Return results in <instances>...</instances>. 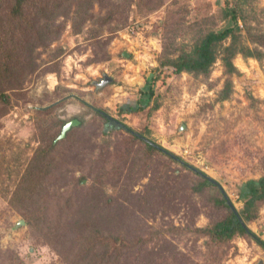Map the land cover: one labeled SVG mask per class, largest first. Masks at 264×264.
<instances>
[{
  "label": "rangeland",
  "instance_id": "1",
  "mask_svg": "<svg viewBox=\"0 0 264 264\" xmlns=\"http://www.w3.org/2000/svg\"><path fill=\"white\" fill-rule=\"evenodd\" d=\"M108 1L71 0L66 14L60 10L53 21L60 34L36 49L35 71L22 75L24 81L18 78L19 89L4 92L8 103L0 93V264H71L70 243L64 240L82 245L74 230L78 224L89 232L92 224L101 225L103 235L123 240L129 248L121 264H264V246L256 239L264 242V202L246 221L251 233L214 243L205 228L229 210L215 204L223 196L217 186L194 191L202 177L192 169L218 182L235 209L242 210L240 185L264 175V55L237 54L230 96L218 100L228 79L220 57L209 75L195 76L175 73L160 64V55L167 42L189 49L201 35L233 26L221 15L225 0H115L119 7L107 10ZM241 4L247 25L255 30L246 33L244 19L236 30L246 45L264 52V0ZM81 16H86L82 24ZM252 35L259 41L253 42ZM107 75L112 82L98 85ZM148 85L154 92L149 106L118 115V106L135 104ZM45 107L51 111L43 118L46 126L79 121L69 139L71 128L60 139L57 128L46 135L67 141L54 153L50 174L38 183L51 206L48 216L54 223L48 232L55 240L42 235L41 225L25 223L22 212L35 204L14 202L18 180L40 142L35 124ZM94 108L151 137L179 160L143 146L144 157L134 149V155L119 158L128 134L111 133ZM120 162H125L122 177L111 185L108 172ZM79 179H84L81 184ZM95 195L101 202L91 210L87 204Z\"/></svg>",
  "mask_w": 264,
  "mask_h": 264
},
{
  "label": "trees",
  "instance_id": "2",
  "mask_svg": "<svg viewBox=\"0 0 264 264\" xmlns=\"http://www.w3.org/2000/svg\"><path fill=\"white\" fill-rule=\"evenodd\" d=\"M70 1L71 0H0V26L2 27L0 32V93L4 103H8V96L4 94V92L12 89H19V87L23 85L22 81H24L22 75L35 71L36 49L41 46L46 47V45L60 34L62 30L60 29L61 27L57 25L54 27L53 23L55 22V18L60 14V10L63 12L65 11L64 14H66V11L69 9L68 3ZM114 1L115 0H109L108 2H110V4L106 3L107 10H111L113 7L115 9L119 7V2ZM241 3H243V0L242 2L241 0H225V7L221 11L222 18L230 19L233 22V26L225 28L220 32L212 30L201 35V37L197 38L193 44L190 45L189 49L174 47V42L173 44L171 42V45L170 42L165 43L163 45L162 54L160 55L162 57L160 59V64L172 66L174 72L178 74L185 72L195 76H206L209 75L214 62L220 57L224 73L228 76V79L219 93L218 100L228 99L232 85L230 77L238 72L233 63L234 57L237 54H242L244 57L261 59L264 55V52L259 48H252L246 45L242 40L243 37L236 30L239 20L244 19ZM80 19L82 24L86 16H81ZM111 19L112 16H109V18H106V21H110ZM176 22L178 23V20ZM244 22L246 24V28L244 27L246 33L249 34L252 30H255L247 25L245 19ZM227 40H229V43L225 45ZM252 41H259L258 37L252 35ZM260 41H262V39H260ZM3 49L5 50L3 51ZM61 50L62 48L59 49V54ZM177 51H179L177 54L171 56V54ZM19 77H22L23 80L21 78L19 80ZM139 93V98L134 100L135 104L129 102L128 104L118 106V115L124 117V115L136 114L149 106L150 99L154 95L152 86L148 85L146 88H141ZM4 107L5 106H3V108ZM47 108L49 107L40 108L39 110L40 113L36 119L35 132H40L41 137L38 136L40 137V142L30 162L27 164L23 174L18 180L14 190V202L18 203V205L27 203L28 206L29 202H32V205L35 204V207L32 206L30 209L22 212L25 223L29 226L41 225L39 229L42 235L47 239L53 240L54 238H51L48 232V229H52L54 223L49 220L48 216L51 206L48 205L47 196L43 194V190L38 183L43 184L42 180L44 181V177L50 174L54 166L53 161H55L54 153H56L58 149L63 150L65 144H67L65 139L56 141V135L60 134L63 126L68 121L57 120L53 125L46 126V121L43 118L46 114L51 112L47 110ZM53 109L54 106L52 110ZM94 111L106 122L107 129L110 130L111 133L124 130L128 134L125 142H119V147L123 149L119 154V158L125 154H131L134 152V149L138 150L141 156L144 157V151L140 148L143 146L146 147L145 150L148 152H163L170 158L179 160L178 156L166 150L161 145L156 144L151 137L144 135L142 132L133 130L126 124H124L123 128L115 125H108L106 116L108 113L103 110V108H94ZM81 124H83V120L80 121V126L78 127H81ZM54 128H57V134L55 137L53 136V138H48L46 135L54 131ZM76 129L77 127H71L70 131L66 134V139L74 135L73 132ZM108 156H110V154H108ZM124 163L125 162H120L118 167L117 164L114 163L111 171L108 172L110 173V177H108L112 182L111 185H114V181L121 179L122 169L125 167ZM183 163L185 164V162ZM42 164L44 166L40 168ZM44 167H46V171ZM192 169L196 170V173L202 177L199 186L193 187L194 191L199 192L204 187L217 186L223 196L220 199H216L215 204L224 206L229 210V213H227L222 220L216 222L212 227L205 228L212 242L215 243L217 239L228 241L237 234L245 235L251 233L246 221L254 218V208L257 204L264 202V175L259 178L249 179L240 185L239 198L244 202V207L242 210H237L228 196H226L224 191L219 187L218 182H215L214 179L201 171L194 168ZM132 171L133 168H130V171L127 173L129 185L132 183ZM84 179H79L77 184H81V181ZM128 184H126L127 189L129 188ZM100 202L98 195H95L92 196L89 203L87 202V205L92 210L95 209ZM90 209L88 211H90ZM117 213H119V211H117ZM86 216L88 217V215ZM59 218H61L60 215H58L57 219ZM89 218L90 217H88V220L90 221ZM110 220H112V218H110ZM55 223L57 224V230L59 232L63 230L61 224ZM82 225L83 224L79 226L78 224V227H74L77 235L79 234L78 239L82 241V245L76 248L78 244L77 239H75L74 242H72V238L64 240L70 243L68 252L71 253L69 256L71 264H121V255L124 249L129 248V246H124L123 240L114 238L110 234L103 235L102 233L104 232L100 228L101 225L99 223L98 225H100V227H96V224H92L93 226H90V232L87 230L85 231ZM102 227L105 228V226ZM196 229L199 231L204 230ZM115 239L116 242L113 241ZM256 239L264 246L262 240L259 238ZM111 241L114 242V245H111Z\"/></svg>",
  "mask_w": 264,
  "mask_h": 264
},
{
  "label": "water",
  "instance_id": "3",
  "mask_svg": "<svg viewBox=\"0 0 264 264\" xmlns=\"http://www.w3.org/2000/svg\"><path fill=\"white\" fill-rule=\"evenodd\" d=\"M112 81V77L110 76H106L104 77L99 83L98 85L102 86L103 84L105 85L106 83L108 82H111ZM107 119H108V123L109 124H115L116 126H122L124 127V125L122 123H120L118 120H116L115 118H113L112 116H107ZM79 124V121L77 119H72L70 121H68L62 128L61 130V133L59 135V139L60 138H63L66 134V132L73 126H76Z\"/></svg>",
  "mask_w": 264,
  "mask_h": 264
},
{
  "label": "clouds",
  "instance_id": "4",
  "mask_svg": "<svg viewBox=\"0 0 264 264\" xmlns=\"http://www.w3.org/2000/svg\"><path fill=\"white\" fill-rule=\"evenodd\" d=\"M108 76V75H107ZM106 77V76H105ZM104 78V77H103ZM102 79V78H101ZM106 116H112V115H110V114H107ZM113 117V116H112ZM113 118H115V117H113ZM116 119V118H115ZM116 120H118V119H116ZM119 121V120H118ZM120 122V121H119ZM120 123H122V122H120ZM114 124V123H113ZM123 125H124V123H122ZM116 126V125H115ZM117 127H122V126H117ZM123 128V127H122Z\"/></svg>",
  "mask_w": 264,
  "mask_h": 264
},
{
  "label": "crops",
  "instance_id": "5",
  "mask_svg": "<svg viewBox=\"0 0 264 264\" xmlns=\"http://www.w3.org/2000/svg\"><path fill=\"white\" fill-rule=\"evenodd\" d=\"M109 76V75H108ZM111 77V76H110ZM112 80H113V78H112ZM112 82V81H111Z\"/></svg>",
  "mask_w": 264,
  "mask_h": 264
},
{
  "label": "flooded vegetation",
  "instance_id": "6",
  "mask_svg": "<svg viewBox=\"0 0 264 264\" xmlns=\"http://www.w3.org/2000/svg\"><path fill=\"white\" fill-rule=\"evenodd\" d=\"M102 79H103V78H102ZM102 79H101V80H102Z\"/></svg>",
  "mask_w": 264,
  "mask_h": 264
}]
</instances>
